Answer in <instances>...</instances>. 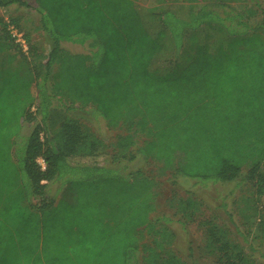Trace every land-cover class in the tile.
Returning <instances> with one entry per match:
<instances>
[{
    "label": "trees",
    "instance_id": "16d2710c",
    "mask_svg": "<svg viewBox=\"0 0 264 264\" xmlns=\"http://www.w3.org/2000/svg\"><path fill=\"white\" fill-rule=\"evenodd\" d=\"M11 4L39 15L40 30L51 48L43 55L11 20L25 34L29 51L24 54L3 22L13 46L24 58L36 57V61L24 74L21 67L10 64L0 68V264H15L14 260L20 264L140 263L137 237L142 229L152 232L154 228L149 221L153 182L140 171L120 173L118 209L115 170L91 165L106 155L107 145L68 115L73 110L101 118L109 127L135 128L115 144L124 158L133 157L129 150L136 145L135 135L145 132L151 140L140 151L162 162L163 170H174L175 177L250 183L251 228L264 237V42L231 57L211 56L203 46H196L194 60L177 75H154L152 62L167 47L143 23L136 0H0V8ZM214 7L203 6L191 22L166 13L163 35L170 25L178 51L176 30L185 24L194 29L214 23L231 36L264 33L261 0H244L240 11ZM251 20L253 24L248 23ZM62 43L87 46L90 52L71 55ZM54 101L60 106H54ZM195 150L196 173H190L185 165ZM58 182L62 186L81 182L92 193L90 199L97 195L95 185L101 186L102 200L98 197L97 211L90 203L86 226H92L91 231L86 234L80 222L72 223L66 253L54 257L49 253L47 259L39 254L46 247L40 241L46 239V217L61 199L62 186L55 195L51 191ZM186 201L183 216H194L196 205V223L205 235L202 249L214 255L213 264H257L253 258L257 248L234 223L227 197L220 205L227 215L221 225L217 219L197 215H203L202 202ZM133 214L135 221L127 223ZM154 243L159 245L156 239ZM259 256L264 258L262 252ZM147 259L153 264H184L175 256L161 262L153 261V254L142 257L143 262Z\"/></svg>",
    "mask_w": 264,
    "mask_h": 264
},
{
    "label": "rangeland",
    "instance_id": "374dc122",
    "mask_svg": "<svg viewBox=\"0 0 264 264\" xmlns=\"http://www.w3.org/2000/svg\"><path fill=\"white\" fill-rule=\"evenodd\" d=\"M261 3L264 7V0H261ZM243 4L244 0H136V7L143 23L151 31V34L156 37L160 35L157 39L167 47L163 54L152 62L151 72L154 75H165L168 73L177 75L180 70H183L194 60L195 55L192 54H194L196 46H203L211 56L224 54L226 57H231L234 52H245L249 48L263 43L264 33L262 32H247L244 35L231 36L225 29L216 26L214 23H206L194 29L186 26V24L181 25L182 29L179 27L175 34V42L179 43L178 51L170 34L171 30L174 32L175 30L170 25L167 26L166 34L163 35V29L165 28L163 20L168 12L174 13L178 20L191 22L203 6L215 5L216 7L220 5L227 7L226 10L234 8L240 11L243 9ZM5 20L16 21L33 43L38 46L39 50L43 52V55H47L50 52L51 45L42 30H40V17L36 12L19 4H11L8 7L0 8V46L4 49L0 52V58L4 59L5 63L0 61V68L2 65L7 66L10 64L13 67H21V73L24 74L27 67L35 65L36 57L26 59L13 46L3 27ZM248 23L253 24V20ZM181 43L182 46L180 48ZM61 48L71 55H88L90 52L87 46L70 43H62ZM42 62L44 63L45 60H42ZM50 83L48 82L49 85ZM31 92L36 95L34 87L31 88ZM54 106L59 107L60 105L54 101ZM35 111V108L32 109V112ZM68 115L79 120L84 130L102 139L107 145L106 155L96 158L91 165L115 170L112 172L117 186L116 202L118 209L119 193L121 192L120 173L127 175L140 171L153 182L151 201H153L154 209L149 215V221L154 225V228L152 232H149V228L142 229V233L137 237L139 264H153L148 259L146 262L142 260L143 256L149 257L152 254L155 262H161L162 258L175 256L184 264H213L214 255L206 254L202 249L205 235L198 227V223H196V205L194 208L195 215L189 219L183 216V209L188 204L186 200H191L195 203L196 200L200 201L203 203V215L200 213L197 215L203 219H217L216 222L221 225L226 222L227 218V215L220 207L224 197H227V211L232 215L234 223L239 226L241 234H247L249 243L257 248L255 250L256 253H253V258L257 264H264V258L259 256L260 252L264 254V237L258 233V239H255L258 234L254 232L255 228H251L254 215V200L253 186L250 183H204L189 177H175L174 170H163L162 162L140 151L151 140L145 132H139L135 135L136 145L129 150L133 157L127 155L124 158L121 154L118 155V148L115 144L128 135L129 132H134L135 128L129 130L128 126L124 124L118 127H109L103 119H95L86 112L79 110L68 111ZM117 155L119 157L115 159ZM185 169L187 172L196 173V150L192 154L191 161L186 163ZM243 171L246 173L247 170L244 169ZM61 186V182L53 185L51 188L52 194H57ZM87 187L82 185L81 182L62 186L59 191L61 199L46 217V239H42V242L40 241L41 245L45 241L46 247L39 252L41 256L44 257L51 253L50 255L54 257L58 256V254L63 255L66 253L67 248L65 245H68L71 238L68 233L70 234L71 232L72 223L80 222L83 225V232L86 234L87 231H91L90 228L92 226L89 229L86 226L88 225L87 219L90 217L88 213L89 206L93 204L92 207L97 211L98 197L102 200V196L99 195L101 186L95 185L96 191L93 193L97 195H95V198L90 199V194L92 193H89ZM109 191L111 192L110 189ZM133 209L132 205L131 210L133 211ZM133 221H135L134 214L127 223H132ZM162 229L166 230L165 234L157 235L154 233ZM229 229L232 231V228ZM118 238L116 236L117 243L119 242ZM155 239L159 241L158 246L154 243ZM45 257L48 259L50 256ZM14 261L15 264H20L18 260Z\"/></svg>",
    "mask_w": 264,
    "mask_h": 264
},
{
    "label": "built area",
    "instance_id": "2783aa9c",
    "mask_svg": "<svg viewBox=\"0 0 264 264\" xmlns=\"http://www.w3.org/2000/svg\"><path fill=\"white\" fill-rule=\"evenodd\" d=\"M4 23L7 25V31L13 42L24 54H27L29 51V46L24 32H22L14 24H12L11 20H5Z\"/></svg>",
    "mask_w": 264,
    "mask_h": 264
},
{
    "label": "crops",
    "instance_id": "0c3cea01",
    "mask_svg": "<svg viewBox=\"0 0 264 264\" xmlns=\"http://www.w3.org/2000/svg\"><path fill=\"white\" fill-rule=\"evenodd\" d=\"M38 162L42 166V170H44L45 169V164H44L43 160L40 159Z\"/></svg>",
    "mask_w": 264,
    "mask_h": 264
}]
</instances>
